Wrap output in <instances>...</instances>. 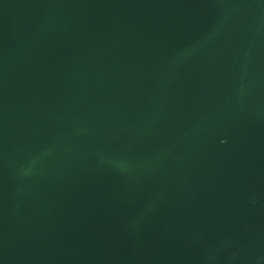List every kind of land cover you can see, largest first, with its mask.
I'll return each instance as SVG.
<instances>
[{"label": "water", "instance_id": "water-1", "mask_svg": "<svg viewBox=\"0 0 264 264\" xmlns=\"http://www.w3.org/2000/svg\"><path fill=\"white\" fill-rule=\"evenodd\" d=\"M0 264H264V0H0Z\"/></svg>", "mask_w": 264, "mask_h": 264}]
</instances>
